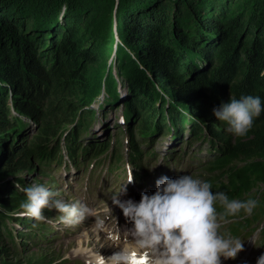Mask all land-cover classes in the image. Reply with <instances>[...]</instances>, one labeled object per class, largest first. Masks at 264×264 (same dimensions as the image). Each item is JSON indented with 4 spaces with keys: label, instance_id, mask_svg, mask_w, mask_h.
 <instances>
[{
    "label": "trees",
    "instance_id": "trees-1",
    "mask_svg": "<svg viewBox=\"0 0 264 264\" xmlns=\"http://www.w3.org/2000/svg\"><path fill=\"white\" fill-rule=\"evenodd\" d=\"M115 2L0 0V160H5L4 165L0 162V264H6L10 249L22 252L14 241L7 242L14 233L6 220L26 200L6 179L15 176L23 184L25 179L18 173L32 172L38 160L52 154L48 152L51 138L66 129L71 157L80 149L85 159L94 151L107 152L109 144L104 141L81 145L87 118L96 113L81 109L102 89L107 106H116L120 78L131 94L123 105L128 124L140 120L141 134L152 137L166 126L180 137L186 123L191 124L190 142L210 141V156L199 169L200 178L233 199L256 200L254 209L264 211V111L244 136L228 133L227 124L213 115L214 108L233 97L258 96L264 108V0H119L111 17ZM37 20L42 22L35 25ZM116 27L121 39L117 62L112 68L106 61L104 72L96 68L92 80L88 65L107 58L103 49L113 44ZM100 29L105 32L102 37ZM196 54L209 62L215 59V65L201 70L206 63L194 64L195 74L186 77ZM155 83L171 97H160ZM84 93L89 98L82 101ZM81 95L84 104L78 107L71 99ZM173 99L191 108L186 110L187 119ZM23 115L37 125L32 137L25 138L30 125ZM128 131H133L132 126ZM134 136L130 133L133 160L140 151ZM45 259L34 258L33 263L46 264Z\"/></svg>",
    "mask_w": 264,
    "mask_h": 264
},
{
    "label": "rangeland",
    "instance_id": "rangeland-1",
    "mask_svg": "<svg viewBox=\"0 0 264 264\" xmlns=\"http://www.w3.org/2000/svg\"><path fill=\"white\" fill-rule=\"evenodd\" d=\"M119 0H116V2L113 4V7L111 9V17L116 12L117 9V2ZM64 13L62 12L60 14V18H63ZM113 21V18H112ZM39 21L37 20L34 24H38ZM215 28L217 27L216 24H213ZM113 28V26H112ZM112 28L111 32L107 34L108 36L112 35ZM1 29V25H0ZM199 30V29H198ZM103 30H99V35L102 37L105 35V32L102 34L100 33ZM115 35L113 37V44L111 46H104V56L105 60H99L98 62L91 63L88 65V69L91 73V78L95 77L96 68L99 69V71L104 72L105 71V65L106 61L108 62L107 65L113 68V66L117 62V57L119 50H116L121 45V39L116 29L114 28ZM187 33H190L189 30H186ZM8 42H11L10 38L12 37L9 35L7 36ZM9 44V43H8ZM6 45V47L8 46ZM90 43L88 44V46ZM14 49L8 50L7 52L9 54H12L15 51ZM60 51V50H59ZM61 52V51H60ZM3 53V52H2ZM195 54V53H193ZM4 55V54H3ZM1 55V57L3 56ZM48 55L51 56V53L48 52ZM200 55V54H199ZM196 54L195 61L192 64L193 70L188 69L187 76L190 77L195 74L196 68L194 67V64L197 65V67H200L201 63H206V66L202 68L201 70L212 68L215 65V59H211L212 61L209 62L204 57L199 56ZM206 61V62H205ZM127 64V63H125ZM101 66V67H100ZM191 70V71H190ZM125 71V70H124ZM190 74V75H189ZM117 75V73H116ZM119 77V76H118ZM124 78H120L118 83V102L116 101V106H105L106 103V95L104 92H98L94 100L91 101V103H87L86 105L82 106V110L86 109H94L96 111L95 115L92 113L89 115L87 120H90L89 124H87V129L85 128L81 133V139L84 143H87L89 139H94V141H107L109 144V151L107 154H111L113 151L115 152L116 146H121L120 150L123 155L122 160L120 161V165L122 167L119 168L118 171L114 172H107V167L109 166V159H100L99 164L104 165L105 167L102 170V178L99 179L96 183H92L91 181L86 185L85 181H83V177L88 175V170L86 165L83 163H79V166L81 168H84V173L77 169L75 166L76 163L72 162L69 163L66 157L63 158V161H66V164L63 165V167H60L59 162L55 160H51L48 165H42L43 169L48 170L45 176H41L40 172V166H35L32 173H27L25 171L19 172L18 174L21 175L25 179V185L28 187V185L32 184H41L48 188V190L57 193L56 196L53 197V199H60L63 200L66 203H72V202H80L83 205H86L90 210L91 214H86L85 218L81 220L79 223L73 224L71 226H66L62 222L56 224H53L50 222L49 219L44 221H37L35 219L28 221L27 218H20L16 214L22 209L20 207L11 210L10 218H7V227L8 229H12L13 233L15 234L14 239H18L16 235L19 231H25V232H32L34 234L43 233V229L41 227L32 229L30 226L34 223H41V224H49L51 227V230L53 231L51 234H49L47 237H45L44 240H34L33 238H27L29 240L28 245H22V252H15L10 247L9 249V256L8 261L6 264H31L34 262V258L46 256L45 263H52L53 261H56L55 263H59L61 259L68 258L66 264H85L86 261H90L93 257V254L96 253V251L100 250L101 245H109V249L116 250L112 246V242L107 239V231H101L96 227L97 220H102L104 222L105 229L113 231V232H119L120 236L124 235L125 230L130 227V225L127 223L126 218L123 216V213L121 209L113 204V197L116 196L117 199L124 201L127 199H132L136 202H139L141 198V193H147L149 195L154 194L156 191V183L144 185V184H138L137 180H134L133 183L127 184V171L128 166L136 165L137 161H132L130 156V146L128 139H130V133H135L136 140L139 141L140 145H142L143 149H145V146L149 143L150 146L148 149L153 148L154 151L158 153V156H155L158 158V165L154 168L152 165V161L155 160V158L149 162L150 165H145L147 169L151 167V174L152 177L156 178V181L161 178V175L165 174V177L168 178H176L178 177V172H187L190 170L191 165H194L197 160L193 158L191 161L189 160V154L200 151L202 147V141L198 140L191 144H187L186 146V152L183 153L182 159L180 162H178L177 165H173V161L175 160L176 156L181 152V148L184 147L185 143L181 144L182 141L185 140V137H183L181 140H179L177 137L174 138L172 136V133L174 132L167 131V127L158 134H153L154 137L148 136L144 137L147 134H141L139 131L137 124L139 121H135L133 119L130 120V124H122V115L124 113L123 105L124 102H127L131 99V94L129 91V86L122 80ZM47 83V82H46ZM4 82L2 83L3 86ZM7 84V83H6ZM5 84V85H6ZM1 86V84H0ZM156 87L159 90L160 97L169 99L171 97L165 87H160L158 83H156ZM162 89H164V93L162 92ZM85 91V90H84ZM103 91V89H102ZM83 91L81 90V93ZM86 92V91H85ZM88 93V92H87ZM84 93L83 100H85L88 97V94ZM94 93V92H93ZM168 95V96H167ZM165 96V97H164ZM81 96H76L71 99V101L74 102L79 107V104H84L79 99ZM174 100V99H173ZM174 103L176 107H178L181 111H183L184 118H188V112L186 111L189 108L186 103L184 102H176L174 100ZM161 103H157V106H159ZM168 105H166L167 107ZM81 107V106H80ZM165 109V108H164ZM184 109V110H183ZM80 111V112H81ZM186 111V113H185ZM165 112V111H164ZM194 112V110H192ZM166 112V116H167ZM141 119V118H140ZM22 120L25 121L28 125H30L26 129V135L25 138L29 135V137H32L36 133L37 125L34 123V119L29 118L28 115H23ZM145 121V119H144ZM76 124V123H74ZM132 126L133 131L128 132V129ZM70 127H73V123L70 124ZM128 134H127V133ZM67 134V132H65ZM165 134V135H164ZM10 137V139H12ZM58 138H60L62 141L64 139V136L58 135ZM200 141V142H199ZM152 142V144L150 143ZM55 143V139H53L50 142V147H52ZM179 145V146H178ZM189 146V147H188ZM114 147V148H113ZM178 149V150H177ZM22 149H17L15 152V157L18 154L19 151ZM113 150V151H112ZM151 150V151H153ZM111 151V152H110ZM174 151L173 153H171ZM113 152V154H115ZM149 152V151H148ZM173 154V155H171ZM207 152H204L200 154V156H197V158L204 159L205 156H207ZM171 155V156H170ZM184 156V157H183ZM90 156H88L87 161L90 160ZM165 158H168V163L170 165H165ZM174 158V159H173ZM97 157L94 158L96 161ZM117 161V163H118ZM145 162H148V160L144 159ZM1 164L4 165L5 160L2 158L0 160ZM98 164V165H99ZM203 164L205 165L206 162L203 161ZM66 165V166H65ZM95 165V164H94ZM51 166V167H50ZM95 168V166H94ZM93 168V169H94ZM109 168V167H108ZM127 169V171H126ZM133 174H135L133 172ZM195 175V174H194ZM37 177V179H36ZM99 177L98 169H96L92 175L91 178L94 180ZM196 177V176H193ZM214 178V177H213ZM11 183H13L15 186L19 188V192L22 196H26L25 193L21 190L25 188L24 186H21L16 182L15 176H9L8 179ZM81 180V181H79ZM56 181V185H52L51 182ZM87 186L89 191H85V187ZM126 189V192L124 191ZM87 196V201L84 200L83 195ZM49 209L53 210V208ZM55 214H61L56 210H53L52 212H48L45 209L43 210V215L46 218H50L51 216H55ZM62 215V214H61ZM21 221V222H19ZM57 222V221H53ZM62 229H60V227ZM258 234H254L251 236L250 240L254 239ZM27 237V236H26ZM244 238L247 237V235L243 236ZM124 238L121 236V244H123ZM22 239L20 240V242ZM21 244V243H20ZM263 243L261 242V237L257 238V242L255 244V247H261ZM85 253H81L79 256H76L81 251H84ZM108 255H111V253H108ZM32 260V261H31ZM250 261L255 262L256 257H251ZM42 260H37L33 264H41ZM3 263V261H2ZM65 264V263H64Z\"/></svg>",
    "mask_w": 264,
    "mask_h": 264
},
{
    "label": "clouds",
    "instance_id": "clouds-1",
    "mask_svg": "<svg viewBox=\"0 0 264 264\" xmlns=\"http://www.w3.org/2000/svg\"><path fill=\"white\" fill-rule=\"evenodd\" d=\"M262 111L260 97L249 95L230 98L214 108L213 115L227 124L228 133L244 136ZM133 182L129 165L127 184ZM21 190L26 200L19 206L22 211L16 214L20 218L41 221L45 219L43 210L50 207L62 214L63 224L71 226L91 214L78 201L53 199L57 193L41 184ZM217 203L224 209L222 213L217 212ZM257 203L254 199L230 200L223 192L213 193L209 182L191 175L162 177L156 181L155 193H141L139 202L113 197V204L121 209L130 227L121 244L119 232L105 229L104 222L97 220L96 227L107 231V239L116 250L107 257L94 253L90 264H222L221 257L235 259L243 250V243L220 234L221 221L241 210L251 214ZM256 264H264V253L257 257Z\"/></svg>",
    "mask_w": 264,
    "mask_h": 264
},
{
    "label": "bare ground",
    "instance_id": "bare-ground-1",
    "mask_svg": "<svg viewBox=\"0 0 264 264\" xmlns=\"http://www.w3.org/2000/svg\"><path fill=\"white\" fill-rule=\"evenodd\" d=\"M159 83V82H158ZM156 84V83H155ZM101 92H103V91H101ZM168 92V94H170V92L169 91H167ZM166 93H164V95H165ZM168 96V95H167ZM105 106H107V101H106V103L104 104ZM184 110V109H183ZM188 115H189V112H188ZM196 116V115H195ZM15 117V116H14ZM156 123V122H155ZM175 123H176V121H175ZM187 124V123H186ZM154 128H155V126H154ZM153 128V129H154ZM87 129V128H86ZM207 129V128H206ZM69 133V132H68ZM152 135V134H151ZM165 135V134H164ZM207 135V134H206ZM211 136V135H210ZM144 137H148V135H146V136H144ZM185 137V136H184ZM206 137V136H205ZM198 138V137H197ZM210 138V137H209ZM44 139V138H43ZM93 139V138H92ZM212 139V138H211ZM37 140H38V138H37ZM40 141V140H39ZM37 142V141H36ZM200 142V141H199ZM208 142H210V141H208ZM33 143V142H32ZM151 144H152V142H150ZM210 144V143H209ZM34 145V144H33ZM106 145V144H105ZM139 145H140V143H139ZM224 145V144H223ZM38 146V145H37ZM148 146H150V144L148 143L146 146H145V148L146 147H148ZM179 146V145H178ZM96 147V146H95ZM99 147V146H98ZM189 147V146H188ZM102 148V147H101ZM114 148V147H113ZM139 148H140V151H139V153L137 154V157L134 159V161H137V163H136V165H145V161H144V159H146V160H148V159H156V157L155 156H157V152L156 151H154L153 150V148H151V149H148L147 148V150L146 149H143V147H142V145H140L139 146ZM214 148V147H213ZM97 149V148H96ZM116 149V148H115ZM151 150H153V151H151ZM178 150V149H177ZM34 151V150H33ZM103 151V150H102ZM113 151V150H112ZM149 151V152H148ZM216 151V150H215ZM221 151V150H220ZM101 152V151H100ZM111 152V151H110ZM174 151H172L171 153H173ZM211 152V151H210ZM222 152V151H221ZM19 153V152H18ZM26 153V152H25ZM52 153V152H51ZM214 153V152H213ZM100 154V153H99ZM114 155V154H113ZM171 156V155H170ZM219 156V155H218ZM217 156V157H218ZM184 157V156H183ZM174 159V158H173ZM117 159H115V165H109L108 167L110 168V167H116V165H118V163H117V161H116ZM210 160V159H209ZM212 160V159H211ZM204 162H206V161H204ZM203 163V162H202ZM206 165V164H205ZM51 167V166H50ZM120 167H122L121 165H118L117 166V168H116V171H118L119 170V168ZM219 167H220V165H219ZM232 168V167H231ZM30 169V168H29ZM32 169V168H31ZM34 170V169H33ZM48 171V170H47ZM237 171H238V169H237ZM245 171H247V169L245 170ZM136 172L137 173H139L140 172V170H136ZM223 172V171H222ZM228 172V171H227ZM49 173V172H48ZM251 173V172H250ZM254 173V172H253ZM220 175V174H219ZM222 175H223V173H222ZM229 175V174H228ZM234 175H237L236 173H234ZM243 175L245 176V172L243 173ZM221 176V175H220ZM240 176V175H239ZM252 176V175H251ZM254 176V175H253ZM257 176H258V174H257ZM256 176V177H257ZM237 177V176H236ZM260 177V176H259ZM263 177H264V174H263ZM247 178V176L245 177V179ZM93 179V178H92ZM233 179V178H232ZM244 179V181H246ZM264 179V178H263ZM229 180H231V179H229ZM237 180V179H236ZM250 180V179H249ZM235 181V180H234ZM243 181V180H242ZM237 182H239V181H237ZM234 183H236V182H234ZM241 183H243V182H241ZM258 186V185H257ZM257 259V258H256Z\"/></svg>",
    "mask_w": 264,
    "mask_h": 264
}]
</instances>
